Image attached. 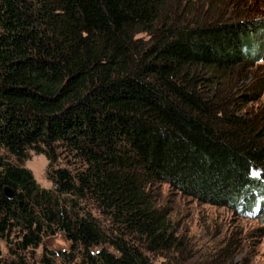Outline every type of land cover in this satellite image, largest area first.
I'll return each instance as SVG.
<instances>
[{
  "label": "trees",
  "instance_id": "obj_1",
  "mask_svg": "<svg viewBox=\"0 0 264 264\" xmlns=\"http://www.w3.org/2000/svg\"><path fill=\"white\" fill-rule=\"evenodd\" d=\"M188 5L0 0V240L15 246L1 264L58 233L68 264H177L152 259L175 246L148 193L162 184L264 216V126L227 77L264 62V23ZM31 152L52 189L12 161Z\"/></svg>",
  "mask_w": 264,
  "mask_h": 264
},
{
  "label": "rangeland",
  "instance_id": "obj_2",
  "mask_svg": "<svg viewBox=\"0 0 264 264\" xmlns=\"http://www.w3.org/2000/svg\"><path fill=\"white\" fill-rule=\"evenodd\" d=\"M208 1L180 0V4L181 7L189 4L195 11ZM213 1L217 14L223 18L231 14L234 20L256 19L264 23V0ZM227 77L231 82L228 90L238 95L245 93L252 96L249 101L239 103L235 110L242 116L254 119L260 127L264 126V62L241 65ZM28 156L26 161L16 158L12 161L30 170L41 188L52 189L53 184L47 177L48 159L32 152ZM66 161L62 157L58 166L67 167ZM148 193L154 207L166 215L167 225L175 238L171 251L152 255L156 263L172 260L177 264H264V216L261 207H255L248 213L212 207L182 197L163 184L150 188ZM93 212L100 220L109 223L107 218ZM11 240H14L13 237ZM14 250V244L0 240V264L11 260ZM70 250V242L58 233L45 238L38 249L28 250L22 255L27 264H45V257L51 258L53 264H68L60 257Z\"/></svg>",
  "mask_w": 264,
  "mask_h": 264
},
{
  "label": "water",
  "instance_id": "obj_3",
  "mask_svg": "<svg viewBox=\"0 0 264 264\" xmlns=\"http://www.w3.org/2000/svg\"><path fill=\"white\" fill-rule=\"evenodd\" d=\"M5 194H6V196H10V192H9V190H6V191H5Z\"/></svg>",
  "mask_w": 264,
  "mask_h": 264
}]
</instances>
